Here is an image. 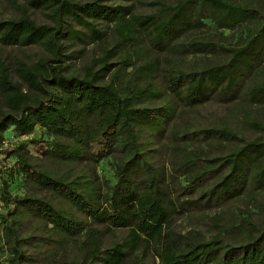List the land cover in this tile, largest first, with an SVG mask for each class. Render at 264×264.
<instances>
[{"label": "trees", "instance_id": "trees-1", "mask_svg": "<svg viewBox=\"0 0 264 264\" xmlns=\"http://www.w3.org/2000/svg\"><path fill=\"white\" fill-rule=\"evenodd\" d=\"M26 1L48 20L37 21L28 7L0 18L1 45L41 47L31 59L0 52V142L9 127L22 136L40 125L48 138H20L4 149L23 190L12 191L7 178L0 184L6 263L42 264L62 251L60 264H150L151 249L155 264H264V223H239L230 238L172 227L179 205L212 207L264 188V121L246 120L258 131L248 134L235 123L196 125L187 113L212 99L264 105V7L174 0L137 12L120 0ZM109 21L116 35L108 45L101 24ZM208 21L217 30L194 33ZM241 26L234 39L224 33ZM75 39L100 45L80 69L69 68ZM143 48L153 56L141 60ZM168 52L210 57L184 68L163 65ZM164 141L173 145L174 169L190 174L184 189L195 184L197 197L167 195L154 158ZM195 142L210 154L187 147ZM109 154L113 178L102 184L95 163Z\"/></svg>", "mask_w": 264, "mask_h": 264}, {"label": "rangeland", "instance_id": "rangeland-1", "mask_svg": "<svg viewBox=\"0 0 264 264\" xmlns=\"http://www.w3.org/2000/svg\"><path fill=\"white\" fill-rule=\"evenodd\" d=\"M124 4H131L132 10L137 12H150L156 11L160 2L171 3L174 0H120ZM257 5L264 7V0H248ZM28 7L31 15L37 21H46L48 17L45 12L39 8H33L28 5L26 0H0V18L11 16L18 13L20 10ZM107 22V21H106ZM102 23L101 26L106 30V37L104 44H111L116 33L114 31V22ZM243 28L235 27L234 29H226L224 33L229 35L232 39L236 38V35ZM217 30L212 22L208 21L207 26L202 31L194 32L195 34L212 33ZM191 36V35H190ZM69 49H75L74 54L77 56L70 59L69 68L80 69L81 66L88 62L91 58L97 57L100 53V45L98 41H91L88 43H81L78 40H72L68 44ZM0 52L7 59L12 58L15 55L21 56L26 59L36 58L41 54V47L38 44L29 46H14V45H1ZM146 52L144 54V48L141 50L140 58L144 60V56L151 58L152 52ZM155 55V54H154ZM167 58L162 60L163 65L177 64L181 67L188 68L194 66L196 63L202 62L210 57L204 53H182V52H168ZM116 59V58H115ZM189 118L196 125H209V124H232L235 123L237 129L248 134L258 133V131L249 126L246 120L255 119L257 121H264V105H249L243 106L242 103L225 104L218 102L214 99L206 101L195 107L187 109ZM48 138V134L45 129L40 125H36L33 132L18 136L14 133L13 129L9 127L4 132V140L0 142V184L2 179H9L11 181L10 189L21 193V176L19 174L10 175L9 167L13 165V159L8 157L4 152V149L12 147L20 138ZM43 141H40L42 143ZM162 148L157 149L155 153V161L162 171L167 175V195L175 202L183 201V199L195 198L198 196L199 188H195V184H190L184 189V185L188 182L190 176L189 173L179 170H175L174 166L170 162V156L172 152L171 142H162ZM187 147L190 149L200 147L199 154L201 157H205L207 153L210 154L209 146H197L199 143H187ZM179 145V144H178ZM211 151L214 150L220 153L219 147H210ZM29 149L32 154H35V150L32 144H29ZM189 150V149H188ZM113 161L114 157L109 154L104 158H101L95 163V168L99 177V180L103 184L107 179H112L113 176ZM13 174V173H12ZM202 198L200 199V201ZM178 210L172 215V227L177 231L183 233H190L196 236H205L207 238L215 235L222 234L225 238H230L231 235H238L237 224L243 223L247 226V220L256 223H264V188L253 189L248 192H244L239 196L232 198L229 201L224 202L221 205H215L212 207H191L185 208L183 206H177ZM4 208L0 207V212H3ZM123 231L116 229L113 233L121 234ZM111 233V232H109ZM1 245V241H0ZM60 251L56 257L52 260L42 261V264H60L62 254ZM138 255H141L143 251L139 247L135 251ZM7 250L0 246V264H7L6 258L8 256ZM144 256V254H143ZM145 258L150 264H155L157 258L154 257L151 249H148Z\"/></svg>", "mask_w": 264, "mask_h": 264}]
</instances>
